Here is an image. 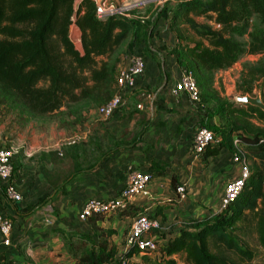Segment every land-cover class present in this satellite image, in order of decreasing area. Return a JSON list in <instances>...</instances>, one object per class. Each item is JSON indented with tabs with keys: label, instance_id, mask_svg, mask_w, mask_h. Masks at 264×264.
Listing matches in <instances>:
<instances>
[{
	"label": "trees",
	"instance_id": "obj_1",
	"mask_svg": "<svg viewBox=\"0 0 264 264\" xmlns=\"http://www.w3.org/2000/svg\"><path fill=\"white\" fill-rule=\"evenodd\" d=\"M75 1L0 0V105L15 112L23 123L63 105L88 101L98 106L116 91L114 81L126 52L122 47L129 37L132 46L142 38L148 40L163 19H170L182 36V25L187 24L208 43L178 42L174 51L193 70L202 103L220 117L221 122L209 127L225 140L234 132L245 140L242 147L251 157V175L233 202L212 216L183 219L180 231L160 242L161 249L163 256L186 252L187 264H237L225 249L251 259L254 251L236 233L239 222L254 216L264 246V124L242 116L253 115L242 102L221 99L213 78L218 69L232 66L246 53L261 55L243 64L238 90L253 93L256 82L264 78V0H167L150 21L125 11L101 16L95 0H81L78 7ZM200 14L214 24L198 21L194 15ZM73 23L82 31L83 49L71 38ZM243 35L249 38L238 37ZM209 145L203 153L218 152L216 147L208 149ZM123 213L134 211L129 208ZM66 244L77 258L75 264H103L123 255L105 237L95 240L84 232H72ZM135 251L133 247L127 255Z\"/></svg>",
	"mask_w": 264,
	"mask_h": 264
},
{
	"label": "crops",
	"instance_id": "obj_2",
	"mask_svg": "<svg viewBox=\"0 0 264 264\" xmlns=\"http://www.w3.org/2000/svg\"><path fill=\"white\" fill-rule=\"evenodd\" d=\"M167 35L169 40L165 34L139 41L129 61L120 60L119 67L128 66L141 55L146 64L135 85L121 89L123 104L110 117L96 110L97 119L76 128L71 142V138L62 140L65 129H47L28 142L23 138L18 146L11 144L18 147L13 181L23 197L8 198L0 179V215L12 220L10 243L3 241L0 230V262L75 264L77 258L66 242L76 231L95 240L105 237L118 255L127 254L132 215L146 206L165 225L157 231L160 242L180 231L179 220L212 216L221 209L226 182L240 173L233 158L238 136L234 132L225 140L215 131L218 139L208 149L216 147L218 152L196 154L193 143L198 128L221 120L186 90L173 94L185 63L174 51L177 34L168 31ZM221 141L225 143L220 145ZM130 167L149 170L154 176L146 192L134 197L130 207L134 213L81 218L87 198L119 194ZM181 183L187 187L184 197L177 190Z\"/></svg>",
	"mask_w": 264,
	"mask_h": 264
},
{
	"label": "built area",
	"instance_id": "obj_3",
	"mask_svg": "<svg viewBox=\"0 0 264 264\" xmlns=\"http://www.w3.org/2000/svg\"><path fill=\"white\" fill-rule=\"evenodd\" d=\"M97 13L101 16L110 15L116 12H123L125 6H121L110 0H95ZM146 61L141 55L135 56L128 66L120 67L116 77L117 88L114 94L106 102L97 106V112L103 117H110L123 104V94L121 89L125 86H134L136 76L143 72ZM186 90L194 101H201L200 87L193 73V70L184 66L182 73L175 86L172 88L173 94ZM141 107L142 104H139ZM218 136L215 130L207 125L200 126L195 133L193 149L196 154H202L206 147L217 141ZM71 138L69 141H74ZM18 147L14 145H0V179L5 183V193L13 201H19L23 195L13 181L14 163L13 157ZM233 158L240 165V173L237 177L229 179L225 184L222 208L233 202L241 193L246 181L251 175V157L247 155L242 147H237L233 153ZM153 173L149 170H141L130 167L127 172L126 183L118 195L101 198H87L80 211V217L86 219L93 214L118 213L131 207L134 197L140 192H146L148 184L153 180ZM181 197L186 196L187 187L181 183L177 186ZM182 226L183 219L179 220ZM162 221L155 215L151 206H146L132 215L130 228L126 237L127 251L135 247L139 252H150L159 249L160 239L158 230L164 228ZM12 220L10 217L0 215V230L4 235L3 241L10 243ZM162 250V249H161ZM163 255V253H162ZM130 256L123 254L121 257L104 262L103 264H126ZM87 264V263H83Z\"/></svg>",
	"mask_w": 264,
	"mask_h": 264
},
{
	"label": "rangeland",
	"instance_id": "obj_4",
	"mask_svg": "<svg viewBox=\"0 0 264 264\" xmlns=\"http://www.w3.org/2000/svg\"><path fill=\"white\" fill-rule=\"evenodd\" d=\"M81 0L75 1V6ZM119 5L125 6L123 11L134 12L138 16H142L147 21L152 20L156 15L153 14L157 11L158 7L165 4L167 0H110ZM194 17L200 22H206L214 24V22L205 14L194 15ZM182 36L179 32L171 26L170 19H163L160 22V27H154L152 36L155 39L163 38L164 35L168 36V31H173L178 36V42L195 44L197 40H203L208 43V39L197 33L193 28H190L187 24H183ZM148 29V27H147ZM147 33V31H146ZM70 35L76 46L83 49L81 35L82 31L76 23H73L70 28ZM151 36V37H152ZM179 37H181L179 39ZM241 39H248V35L238 36ZM142 38V37H141ZM141 40H144L143 38ZM140 40V41H141ZM169 40V36H168ZM145 41V40H144ZM131 37H129L124 45L123 49L126 51L122 56L121 60L129 61V56L132 53H136L139 49V43L130 45ZM177 42V44H178ZM137 50V51H136ZM261 54L246 53L243 54L232 66L227 68L218 69L213 78V88L216 90L221 99L225 101L236 103L242 102L237 99L238 94H244L237 88V82L239 81L241 69L243 64L247 61H254L260 57ZM134 57V56H133ZM132 58V57H131ZM131 61V59H130ZM131 63V62H130ZM120 68V67H119ZM116 82V80L114 81ZM116 83H114V86ZM212 86V85H211ZM117 88V85H116ZM261 91L264 94V78L256 82L253 95ZM214 103V102H213ZM243 103V107L251 109L253 115H246L242 113V116L252 118L254 122L264 123V114H262L259 107L250 103ZM97 104L88 101H81L70 106L63 105L61 109H58L52 113L37 116L28 122L23 123L15 112L7 111L5 105H0V143L1 146L20 144L23 138L26 142L29 141L30 137L34 134H39L45 130L59 131V129H65L66 132L62 135V140H69L74 135L76 128L83 127L89 120H95ZM249 114V113H248ZM248 116V117H247ZM238 136V147H242L245 140ZM41 139V138H40ZM243 150H245L242 147ZM246 151V150H245ZM221 210V209H220ZM219 210V211H220ZM218 212V211H217ZM216 214V213H215ZM241 228L237 230V237L241 239L245 246L254 251V256L251 259L240 256L237 252L222 248L226 250V255L237 261V264H264V246L260 242L259 232L257 229V220L254 216L246 221L239 222ZM114 244V243H113ZM115 245V244H114ZM161 245V244H160ZM116 246V245H115ZM117 247V246H116ZM215 248V245H213ZM164 250L159 249L150 252H143L139 254V251H135L130 255V264H156L162 262L163 264H169L168 259H175V264H187L186 252H175L172 254L162 255Z\"/></svg>",
	"mask_w": 264,
	"mask_h": 264
},
{
	"label": "water",
	"instance_id": "obj_5",
	"mask_svg": "<svg viewBox=\"0 0 264 264\" xmlns=\"http://www.w3.org/2000/svg\"><path fill=\"white\" fill-rule=\"evenodd\" d=\"M237 99L239 101L250 103L252 105L258 106L264 110V98L262 92L259 91L257 94L253 95L252 93L238 94Z\"/></svg>",
	"mask_w": 264,
	"mask_h": 264
}]
</instances>
